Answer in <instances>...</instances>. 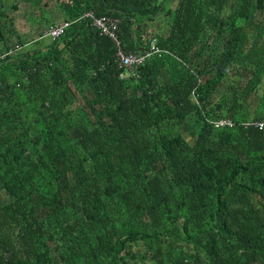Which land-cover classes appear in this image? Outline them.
<instances>
[{
    "label": "trees",
    "instance_id": "trees-1",
    "mask_svg": "<svg viewBox=\"0 0 264 264\" xmlns=\"http://www.w3.org/2000/svg\"><path fill=\"white\" fill-rule=\"evenodd\" d=\"M256 121L264 0H0V264H264Z\"/></svg>",
    "mask_w": 264,
    "mask_h": 264
},
{
    "label": "built area",
    "instance_id": "built-area-1",
    "mask_svg": "<svg viewBox=\"0 0 264 264\" xmlns=\"http://www.w3.org/2000/svg\"><path fill=\"white\" fill-rule=\"evenodd\" d=\"M84 17L91 20L92 25L97 28L100 34L108 36L116 47L115 52V61L120 70V78H125L127 76L133 75L134 71L138 69L141 65H144L147 60L152 58L155 55L160 56L163 52L156 46V39H152L148 44V49L142 52L136 51H126L121 44V41L117 35V22L112 17L100 16L96 17L92 12L84 14ZM68 27V22L59 23L56 25H51L46 27L43 30L42 37L48 40L58 39L65 33L66 28ZM215 127H232L234 125L233 121L230 119H217L213 121ZM251 123H245V126L250 125ZM255 126L259 129L264 128V121L253 122Z\"/></svg>",
    "mask_w": 264,
    "mask_h": 264
},
{
    "label": "rangeland",
    "instance_id": "rangeland-1",
    "mask_svg": "<svg viewBox=\"0 0 264 264\" xmlns=\"http://www.w3.org/2000/svg\"><path fill=\"white\" fill-rule=\"evenodd\" d=\"M13 13V12H12ZM14 16H15V21H16V25H17V28L21 31V33H24L28 27V23H26L25 21V16H24V13L22 11H19L18 13H14ZM161 18H159V20H162V21H159V20H156L155 22H152V23H149L150 25V28L152 26H154L156 23L157 24H160V25H165V21L168 20V17L167 16H160ZM47 42L46 39H43L41 41V44L40 45H44L45 43ZM184 134V133H183ZM185 138L191 142V139H190V136L188 134H184Z\"/></svg>",
    "mask_w": 264,
    "mask_h": 264
},
{
    "label": "clouds",
    "instance_id": "clouds-1",
    "mask_svg": "<svg viewBox=\"0 0 264 264\" xmlns=\"http://www.w3.org/2000/svg\"><path fill=\"white\" fill-rule=\"evenodd\" d=\"M219 119H221V118H219ZM223 119H227V118H223ZM217 120V119H216ZM215 121V120H214ZM222 128V127H221Z\"/></svg>",
    "mask_w": 264,
    "mask_h": 264
}]
</instances>
